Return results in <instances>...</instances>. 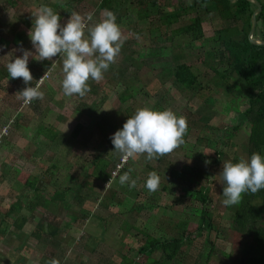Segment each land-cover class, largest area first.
<instances>
[{"label":"rangeland","instance_id":"374dc122","mask_svg":"<svg viewBox=\"0 0 264 264\" xmlns=\"http://www.w3.org/2000/svg\"><path fill=\"white\" fill-rule=\"evenodd\" d=\"M128 1L123 0L124 10L116 15L125 38L120 53L103 79L89 80L90 91L80 97L63 92V57L36 60L28 32L41 6L59 14L62 26L73 12L93 13L89 25H94L107 11L100 8L101 0H0V133L7 128L0 138V209L19 205L3 224L7 233L0 236V258H19L15 264H49L53 258L59 264H123L125 260L164 264L169 255L173 259L167 264H241L250 252H264L250 234L235 233L233 212L222 203V165L248 160L251 126L243 115L248 94L232 73L228 54L215 43L216 30L223 24L213 13L214 6L198 0L195 8L190 7L193 0H139L141 13L148 15L139 19L137 6H128ZM179 5L184 6V14L166 24L164 20ZM196 15L201 17L200 29L188 35L173 33ZM254 37H264L263 27L255 30ZM22 50L33 53L29 85L7 71V64L22 56ZM179 64L188 65L197 77L194 89L175 82ZM46 71L48 78L40 87L43 99L24 104L19 92L34 87ZM140 108L171 109L184 116L185 143L150 161L144 154L121 164V154L104 141L99 126L111 140ZM78 124L81 129L73 138ZM41 125L56 133L54 143L39 134ZM105 160L107 167L100 174L102 164H98ZM130 169L135 188L119 183V175ZM153 171L160 176V187L150 192L145 185ZM33 177L40 178V187L41 180L48 182L51 194L81 185L82 200L75 201L70 191L64 201L52 199L44 206L45 199L36 198L26 185ZM196 179L198 185L193 183ZM199 186L208 187L204 206L192 194ZM202 208L211 216L209 230L187 237L182 246H166L164 253L158 249L139 254L145 241L180 239L184 230H194ZM22 217L26 224L17 231L11 224ZM261 220L264 224V217ZM40 221L57 228L58 234L31 237Z\"/></svg>","mask_w":264,"mask_h":264},{"label":"clouds","instance_id":"9594fccd","mask_svg":"<svg viewBox=\"0 0 264 264\" xmlns=\"http://www.w3.org/2000/svg\"><path fill=\"white\" fill-rule=\"evenodd\" d=\"M92 19L93 13L81 15L73 12L62 26L59 14L48 6H41L28 32L36 60L52 61L57 55L63 57L62 89L67 96L75 94L84 97L90 91L89 80H102L104 72L115 63L125 40L112 11H106L100 22L90 26ZM22 51V56L7 64V71L11 78H22L24 84L29 85L33 76L28 62L33 53ZM47 76L46 71L34 87L27 86L19 92L24 104L43 99L40 87ZM187 128L186 118L177 116L171 109L155 111L140 108L127 119L122 129L113 134L111 142L124 160L146 154V159L150 161L183 145ZM130 172L131 169L119 175V183L135 188L136 181L131 178ZM220 174L224 182L225 199L222 203L225 206L239 204L243 194H255L264 189V156L253 153L250 160L241 159L237 163L226 161ZM145 186L150 192L159 190L160 176L155 171L150 172ZM49 264H59V261L53 258Z\"/></svg>","mask_w":264,"mask_h":264},{"label":"trees","instance_id":"16d2710c","mask_svg":"<svg viewBox=\"0 0 264 264\" xmlns=\"http://www.w3.org/2000/svg\"><path fill=\"white\" fill-rule=\"evenodd\" d=\"M139 0L128 1V6H137L138 11L136 12L137 18L147 19L148 15L144 11L141 13V8L139 7ZM201 4L211 3L214 6L215 13L219 19L222 21L223 26L216 30V40L215 43L218 47L225 50L228 54L229 65L231 67L232 73L240 79V87L248 94V104L243 112V115L248 124H250V132L248 135V145H247V155L248 160L253 153H258L264 156V45H252L249 43L247 35L251 26V15L255 10V5L246 0H236L234 3H230L229 0H198ZM123 0H101L100 8L107 11H112L115 15L119 16L121 10V5ZM195 0H193L190 5L191 8H195ZM184 6L179 5L178 9L172 14L168 15V18L164 20L166 24H171L184 14ZM212 13V12H211ZM143 15V16H142ZM117 16V17H118ZM256 31L264 30V4H262V11L256 16ZM201 17L196 15L189 19V22L175 30L173 33L175 35H188L193 34L196 30L201 28ZM264 40V37H262ZM174 80L176 83L181 85L187 90L194 89L196 83L198 84L197 77L192 72L191 68L186 64H179L174 71ZM221 80H225V75H220ZM124 100V98H123ZM42 127L38 129L39 134L43 136L44 139L54 143L56 133L50 129L48 125H41ZM100 128L101 135L104 141L114 149L110 138L107 136V132L104 128ZM81 129V125L78 124L72 133V137L75 138ZM216 155L220 156L221 152L216 150ZM119 162V160H118ZM214 163H218V159L215 158ZM102 164V165H101ZM108 161L101 162L100 174L105 172ZM97 166V167H98ZM124 168L120 169L122 171ZM118 174V173H117ZM39 177H33L26 181V185L32 189V192L36 193V198L42 196L44 201V206L47 205L48 200L54 199L64 201V197L70 192H74L75 201H81V185L68 186L62 192L58 193L54 191L51 194L48 182L44 180L40 181L38 184ZM198 185L199 179L193 182ZM208 187L199 186L198 189H194L192 194L194 199L201 202L202 206L207 202ZM63 196V197H62ZM18 202L11 203L8 205L7 209L1 208V218H0V234L5 235L7 233V227H3V224H7V219L18 209ZM233 212V224L234 231L237 234H250L252 241L256 246L264 248V224L261 220L264 217V189L258 191L255 194L245 193L239 204L228 206ZM4 209V210H3ZM211 216L207 210L202 208L200 215V220L197 227L190 231L184 230L183 237L180 239L171 240H157L151 239L148 243L139 249V254H143L145 251L151 254L158 249H161L164 253V248L170 244H180L181 246L185 243V239L196 238L194 237L197 233L200 234L203 229H210ZM26 224L25 218H15L13 219L12 226L17 231H21ZM44 232H48V235L54 237L58 234V229L52 227L51 225H44V222L40 221L34 230L31 232L30 236L39 240ZM160 245V247H159ZM253 249V248H251ZM248 251L246 252V256ZM247 256L245 264H264V252L256 251L255 253L250 252ZM252 254V255H251ZM167 259V260H166ZM163 260L164 264H167L172 260V256H166ZM123 264H138L135 261L125 260Z\"/></svg>","mask_w":264,"mask_h":264},{"label":"water","instance_id":"95a60500","mask_svg":"<svg viewBox=\"0 0 264 264\" xmlns=\"http://www.w3.org/2000/svg\"><path fill=\"white\" fill-rule=\"evenodd\" d=\"M229 1L230 3H234L236 0H229ZM246 1H249L250 3L254 4L256 7L251 15V26L247 35L248 41L252 45H256V46L264 45L263 39L254 37V32L256 30V25H257L256 16L262 11V4L258 0H246ZM245 259L246 258H243L241 260V264H245L244 263Z\"/></svg>","mask_w":264,"mask_h":264},{"label":"crops","instance_id":"0c3cea01","mask_svg":"<svg viewBox=\"0 0 264 264\" xmlns=\"http://www.w3.org/2000/svg\"><path fill=\"white\" fill-rule=\"evenodd\" d=\"M262 2V0L260 1V3ZM262 4V3H261ZM259 31V30H258ZM262 38V37H260ZM6 235V234H5ZM5 235H1L0 236H5ZM13 254H14V251H13ZM19 258H0V264H15L16 261L18 260ZM30 260H27V262H29ZM23 264V263H22ZM28 264V263H26Z\"/></svg>","mask_w":264,"mask_h":264},{"label":"built area","instance_id":"2783aa9c","mask_svg":"<svg viewBox=\"0 0 264 264\" xmlns=\"http://www.w3.org/2000/svg\"><path fill=\"white\" fill-rule=\"evenodd\" d=\"M41 77H42V76H41ZM41 77H40V78H41ZM40 78H39V79H40ZM47 78H48V76H47ZM6 131H7V128H4V129L1 131V133H0V138L2 137V135H5V134H6ZM123 162H125V160L122 159V157H121V162H120V163L123 164ZM122 166H123V165H122ZM119 168H120V167H119V165H118V166H117V169L119 170ZM115 173H116V172H113L112 174L114 175Z\"/></svg>","mask_w":264,"mask_h":264}]
</instances>
